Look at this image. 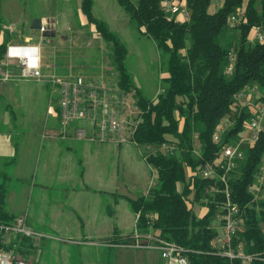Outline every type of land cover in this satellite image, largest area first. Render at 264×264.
Masks as SVG:
<instances>
[{
	"label": "trees",
	"instance_id": "obj_1",
	"mask_svg": "<svg viewBox=\"0 0 264 264\" xmlns=\"http://www.w3.org/2000/svg\"><path fill=\"white\" fill-rule=\"evenodd\" d=\"M116 1L136 28L150 36L161 51L166 66L164 91L150 97L136 85L126 67L128 49L119 35L94 14V0L79 1L88 28L86 54L78 59V50L59 45L49 69L81 76L110 74L115 81L110 97L118 99L129 93L136 97L138 113L134 119L139 123L133 140L154 147L163 143L174 147L172 153L156 151L144 158L155 168L156 182L145 195L129 199L137 213L136 227L188 249V264H264V198L254 199L249 191L263 163L264 132L254 145L244 149V158L229 178L232 199L244 216L233 243L245 246V251L253 255L250 261L230 259L212 245L223 226V220L218 218L224 211L223 196L212 194L211 182L200 174L201 167L219 150L212 135L223 118H231L233 125L222 143L236 140L246 129L251 110L240 106L236 95L247 86H255L264 96V40H249L252 28L264 32V0H222L214 12L209 10L212 0H186L190 17L184 21L168 14L163 0ZM242 7L245 20L230 23L229 17ZM32 31L25 24L7 28L0 42V59L7 46L14 44L10 43L12 39H24ZM57 35L56 30L52 43ZM94 39H102L106 49ZM231 50L236 60L233 72L227 73ZM103 55L109 68L101 66ZM98 85L109 92L104 81ZM0 188V217L6 216L0 222L9 223L14 218L4 211L3 185ZM197 207L203 213L197 214ZM132 234L113 233L104 242L127 243ZM24 247L27 255L34 252L35 245L29 239L23 242Z\"/></svg>",
	"mask_w": 264,
	"mask_h": 264
},
{
	"label": "crops",
	"instance_id": "obj_2",
	"mask_svg": "<svg viewBox=\"0 0 264 264\" xmlns=\"http://www.w3.org/2000/svg\"><path fill=\"white\" fill-rule=\"evenodd\" d=\"M33 17L53 19L57 30V20L51 15L21 17L20 23L9 24H25L30 28ZM34 36L38 37L36 41H28V37L32 39ZM3 37L4 34H0V42ZM39 41H42L39 32L33 30L24 39L15 38L10 43ZM24 81L26 80H13L5 85L0 84V96L12 94L15 89H19L21 97H29L32 91ZM12 103L11 99L5 105L2 116L0 115L4 126L10 123ZM15 104L18 106V103ZM52 112V119L46 120L44 130L39 135L31 131L18 132L16 135L19 139L15 142L11 132L0 129V164L11 163V167L15 168V176L13 173L10 176L6 171L3 174L5 179L10 180V184L3 186L4 211L13 220L21 218L28 227L52 236L35 245L32 253L34 264L37 252H41L40 261H43L47 251L52 255H60L61 261L56 264H97L90 256L96 251L111 248L104 243L107 237L113 233L129 234L136 228L137 213L132 215L125 209L124 187L119 184V166L124 160V144L77 140L71 137L70 131L67 137H62L58 124V107ZM38 136L37 141L31 140V137ZM110 151L115 152L111 171L108 156ZM29 153L30 157L32 154L30 165L36 160L42 162L41 180L38 183L29 182V174L26 176L22 171L28 163ZM139 153L143 158L141 150ZM142 172L141 166L140 175ZM14 180L15 183L12 182ZM62 183L65 184L64 187H60ZM200 213L203 210L200 209ZM137 252L146 255L149 264H166V259L157 250ZM100 264L114 262L106 260Z\"/></svg>",
	"mask_w": 264,
	"mask_h": 264
},
{
	"label": "built area",
	"instance_id": "obj_3",
	"mask_svg": "<svg viewBox=\"0 0 264 264\" xmlns=\"http://www.w3.org/2000/svg\"><path fill=\"white\" fill-rule=\"evenodd\" d=\"M162 4L170 16L183 21L189 19L190 12L186 6V0H163ZM244 20V7L229 17L230 23ZM52 28H55L54 20L42 18L41 28L37 31L42 38L41 32ZM251 33L249 40H264V32L258 27L252 28ZM41 45L42 41L9 44L0 59V84L5 85L13 80H36L51 86L58 95V124L62 137H67L70 131L71 137L77 140L111 142L119 145L133 142L142 148L143 158L156 151L165 152L168 150L170 153L174 151V147L168 146L166 143L154 147L151 144H139L133 140V133L139 123V119H134L138 110L135 107L134 111H130L129 115L134 114L132 118L124 117L122 107L127 96L123 95L121 99L114 101L105 88L88 81L84 76L72 72L60 74L54 68L50 70L51 66L43 64ZM32 46L40 48L38 69H28L26 58L22 61L18 57L9 55V48ZM227 57L226 72L232 73L236 60L235 52L229 51ZM163 91L164 88H160L157 93ZM236 101L240 106H248L251 110L246 129L236 140L222 143L224 134L233 125L231 118H223L212 135L214 143L219 145V150L213 160L206 162L201 167L200 174L211 182L212 194L223 196L222 208L224 211L218 215V218L223 220L222 232L214 238L212 245L230 259L239 258L248 262L253 258V255L245 251L243 244L234 245L233 243L234 236L244 224V216L243 211L232 199L229 178L244 158V149L254 145L264 132V96L255 86H247L236 95ZM257 178L256 182L249 187V191L254 194V199L259 196L264 198V162L259 167ZM150 216L153 217V214ZM51 237L28 227L21 218L9 223L0 222V264H33V255H27L25 247L23 248V242L25 239H29L34 245H37L40 240ZM104 243L115 247L154 249L166 259V264H188V249L174 241L159 237L153 231L141 232L137 227L127 243Z\"/></svg>",
	"mask_w": 264,
	"mask_h": 264
},
{
	"label": "rangeland",
	"instance_id": "obj_4",
	"mask_svg": "<svg viewBox=\"0 0 264 264\" xmlns=\"http://www.w3.org/2000/svg\"><path fill=\"white\" fill-rule=\"evenodd\" d=\"M221 4V0H212L210 10L214 11ZM94 14L106 20L108 25L114 30L124 42L128 49L126 57V67L128 72L132 75L137 86L142 88L146 96L154 97L156 93L162 88L164 81L163 76L166 75V66L163 55L158 49L156 42L143 31L138 30L136 26L130 21L128 15L119 5L116 0H94L93 7ZM34 15H51L57 20L58 35L55 38V43H43L41 46L42 61L45 66H51L55 61V52L58 46H66L78 50L77 56L80 59L81 54L86 52L84 43L88 39L86 32L88 30L86 19L79 9V0H0V34H4L7 28H15L19 24L10 25L9 22L20 23L21 17L29 18ZM56 25V24H55ZM56 29V28H55ZM234 35V34H233ZM230 35V38L234 37ZM28 41H36L38 37L34 36L32 39L28 37ZM100 42L103 49H106L105 43L102 39H94L93 41ZM83 49V50H82ZM76 56V55H75ZM102 68H109L106 65L107 58L103 55ZM47 70V69H46ZM93 74H85V78L94 84H101V80L109 88L108 95L114 93L115 81L114 78L108 74L103 76ZM31 89L29 97L22 96L19 89H15L12 94H3L0 96V115L4 112V107L12 99L14 103L11 105V120L8 126H4L3 121H0V129H5L12 133L13 141L17 142L19 137L18 132L31 131L39 135L44 130L46 120H51L53 116V109L57 106L58 95L55 90L48 84L36 80L24 81ZM114 101L117 99L111 97ZM136 97L129 93L123 103L124 117H133L130 111L135 110ZM15 103H18L16 106ZM47 129V128H45ZM37 138L31 137V140L37 141ZM124 160L120 164L119 184L124 187L125 209L135 215L136 212L129 201V199H137L145 195L147 190L156 182V170L146 162H144L139 151L141 147H137L135 143L128 142L124 144ZM115 152H109V167L111 171L112 160ZM32 162V154L27 157L28 163L22 169L24 175L29 174V182L38 183L41 180V165L39 160ZM264 162V159H263ZM11 163L6 165L0 164V183L5 185L10 184L9 179L3 176L6 171L10 176H15V168L11 167ZM10 165V166H9ZM141 166L143 172L139 173ZM13 176V177H14ZM16 180L12 181L15 183ZM64 183L60 187H64ZM1 193V189H0ZM196 213H200V208H196ZM218 224V221L216 222ZM222 232V228H219ZM53 241V240H52ZM112 245V244H111ZM129 248V247H128ZM125 247L106 248L101 251H96L90 256L97 264L104 263L109 260L114 264H149L146 261V255H141L137 250L145 249H128ZM41 252L35 255V263L40 264H56L61 260L60 255H52L48 251L45 254V259L40 261ZM34 259V258H33ZM34 264V261H33Z\"/></svg>",
	"mask_w": 264,
	"mask_h": 264
},
{
	"label": "clouds",
	"instance_id": "obj_5",
	"mask_svg": "<svg viewBox=\"0 0 264 264\" xmlns=\"http://www.w3.org/2000/svg\"><path fill=\"white\" fill-rule=\"evenodd\" d=\"M9 55L12 57H18L22 61H27V68L32 69H38L39 63H40V48L37 46L32 47H12L9 48Z\"/></svg>",
	"mask_w": 264,
	"mask_h": 264
},
{
	"label": "water",
	"instance_id": "obj_6",
	"mask_svg": "<svg viewBox=\"0 0 264 264\" xmlns=\"http://www.w3.org/2000/svg\"><path fill=\"white\" fill-rule=\"evenodd\" d=\"M42 25V18L41 17H33L30 21V28L33 30H38L41 28ZM56 35V30L55 28L52 29H45L41 32L42 36V42H54V37Z\"/></svg>",
	"mask_w": 264,
	"mask_h": 264
}]
</instances>
